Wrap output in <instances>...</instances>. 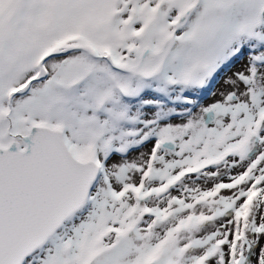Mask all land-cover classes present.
Returning <instances> with one entry per match:
<instances>
[{
    "label": "snow or ice",
    "instance_id": "snow-or-ice-1",
    "mask_svg": "<svg viewBox=\"0 0 264 264\" xmlns=\"http://www.w3.org/2000/svg\"><path fill=\"white\" fill-rule=\"evenodd\" d=\"M262 240L264 0H0V264H264Z\"/></svg>",
    "mask_w": 264,
    "mask_h": 264
},
{
    "label": "rangeland",
    "instance_id": "rangeland-1",
    "mask_svg": "<svg viewBox=\"0 0 264 264\" xmlns=\"http://www.w3.org/2000/svg\"><path fill=\"white\" fill-rule=\"evenodd\" d=\"M245 63H246V57L244 56L236 60L229 69L221 73L220 76H218L216 80L212 82L209 88L203 90L202 92L195 93L194 94L195 99L198 100L201 104H205V105L212 103L216 99H219L218 93L221 90H223L225 87L223 84L224 77L231 76L232 72L234 71L242 70ZM212 92H216L217 95L216 96L211 95ZM151 146H152L151 144H148L143 149H141V151L147 152L151 148ZM136 155L137 153L135 152L131 153L130 159L134 158ZM173 194H176V193L174 192ZM261 243L264 244V240H262Z\"/></svg>",
    "mask_w": 264,
    "mask_h": 264
}]
</instances>
